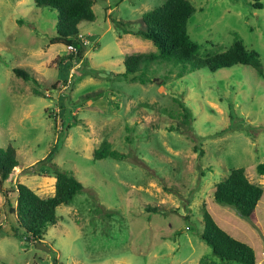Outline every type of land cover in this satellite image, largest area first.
<instances>
[{"label": "rangeland", "instance_id": "374dc122", "mask_svg": "<svg viewBox=\"0 0 264 264\" xmlns=\"http://www.w3.org/2000/svg\"><path fill=\"white\" fill-rule=\"evenodd\" d=\"M162 1L94 0V18L77 23L86 43L76 58L65 44L48 41L53 8L0 0V147L10 144L18 163L0 183V226L7 231L0 264H216L198 234L203 206L252 247L255 264H264L258 229L211 193L229 168L243 167L262 187L255 216L264 233V174L255 169L264 162V0L260 7L255 0H189L186 21L199 54L238 37L257 51L261 74L239 63L190 70L152 61L143 66L145 82L122 76L124 55L156 50L149 39L119 32L111 19L132 20L127 26L135 29L142 12ZM102 139L120 156L93 158ZM54 143L52 160L84 188L56 207L55 223L41 235L44 250L19 229L11 233L2 190L12 202L17 181L51 194L54 176L36 161ZM149 204L160 211L146 210Z\"/></svg>", "mask_w": 264, "mask_h": 264}, {"label": "trees", "instance_id": "16d2710c", "mask_svg": "<svg viewBox=\"0 0 264 264\" xmlns=\"http://www.w3.org/2000/svg\"><path fill=\"white\" fill-rule=\"evenodd\" d=\"M36 6H48L55 10L54 34L48 39L49 43L61 42L72 44L76 58L83 55V43L78 36L77 23L80 20H92L94 0H33ZM261 6L257 0L254 2ZM193 13V6L189 0H163L160 4L142 12L139 26L129 28L132 20L111 19L122 33H131L149 39L156 52H138L126 54L122 58V76L145 82V69L152 61H172L180 63L182 67L197 69L206 67L215 70L232 64H247L261 74L260 60L257 51L247 48L240 38L235 37L223 50L199 54V44L192 40L186 31V21ZM118 32V33H119ZM70 57V54L67 55ZM142 65V69L140 66ZM12 71L23 79L35 80L25 70L12 67ZM135 71H138L135 73ZM131 73V75H129ZM36 94L42 92L33 88ZM187 118V116H185ZM56 143L48 152L36 162L47 168V172L54 176L53 192L49 195H38L23 182H15L13 202L3 191L7 212L13 216L10 231L13 235L21 236L26 241L40 240L42 232L49 224L57 219L56 207L67 204L73 196L84 187L82 183L69 171L60 168L52 156L56 151ZM201 151V150H200ZM121 153L108 148V143L101 140L93 151V158L106 155L119 157ZM200 155V153H198ZM17 165L15 151L10 144L0 147V183L8 176L12 168ZM29 171L35 167H26ZM256 171L264 174V162L256 163ZM212 198L215 202L230 206L240 217L258 229L264 239V233L255 216V206L262 194V187L251 182L241 166L229 168L228 172L214 183ZM146 210L160 211L156 205H145ZM202 227L199 237L206 242L210 252L218 257L216 264H255L254 251L247 243L231 236L222 229L203 206L200 209ZM7 232L0 226V235Z\"/></svg>", "mask_w": 264, "mask_h": 264}, {"label": "water", "instance_id": "95a60500", "mask_svg": "<svg viewBox=\"0 0 264 264\" xmlns=\"http://www.w3.org/2000/svg\"><path fill=\"white\" fill-rule=\"evenodd\" d=\"M33 244L37 248H42L44 250H47L48 249V246L46 244H44L41 240L33 241Z\"/></svg>", "mask_w": 264, "mask_h": 264}, {"label": "built area", "instance_id": "2783aa9c", "mask_svg": "<svg viewBox=\"0 0 264 264\" xmlns=\"http://www.w3.org/2000/svg\"><path fill=\"white\" fill-rule=\"evenodd\" d=\"M78 36L80 37L82 43L85 44L86 43V39L82 38L80 33L78 34ZM65 48L67 50H69V51H74L75 50V47L72 44H65Z\"/></svg>", "mask_w": 264, "mask_h": 264}, {"label": "crops", "instance_id": "0c3cea01", "mask_svg": "<svg viewBox=\"0 0 264 264\" xmlns=\"http://www.w3.org/2000/svg\"><path fill=\"white\" fill-rule=\"evenodd\" d=\"M18 164V163H17Z\"/></svg>", "mask_w": 264, "mask_h": 264}]
</instances>
